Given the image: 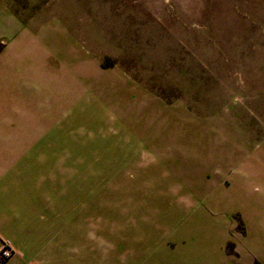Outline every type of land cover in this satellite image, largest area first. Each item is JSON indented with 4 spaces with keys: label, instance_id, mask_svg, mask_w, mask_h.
<instances>
[{
    "label": "rangeland",
    "instance_id": "1",
    "mask_svg": "<svg viewBox=\"0 0 264 264\" xmlns=\"http://www.w3.org/2000/svg\"><path fill=\"white\" fill-rule=\"evenodd\" d=\"M2 7L1 108L62 121L68 141L100 160L95 181L67 173L59 157L29 169L47 178L43 203L67 204L68 264H127L128 245L175 242L192 202L213 201L231 227L264 196V0ZM47 221L45 263L64 264V219L54 209ZM159 252L144 264L170 259Z\"/></svg>",
    "mask_w": 264,
    "mask_h": 264
},
{
    "label": "crops",
    "instance_id": "2",
    "mask_svg": "<svg viewBox=\"0 0 264 264\" xmlns=\"http://www.w3.org/2000/svg\"><path fill=\"white\" fill-rule=\"evenodd\" d=\"M4 11L0 8L1 13ZM36 114V110L19 105L12 109L0 106V250L4 242H9L13 256L6 264H46L42 230L55 209L60 219H64V264H68L67 204L43 203L47 178H37L29 169L35 164L34 158L38 164L40 158L59 157L67 173L71 170L78 180L95 181L100 178V160L95 158L94 152L86 155L85 147L78 142L68 141L69 129L62 121L46 123L44 116L37 118ZM20 149L28 151L21 156ZM212 202L204 207L190 203L189 211L184 210L176 222L177 238L173 243H163L156 250L139 253L127 244V264H133L134 259L144 264L146 257L158 256L159 251L173 258V261L164 259V264H264V196L238 211L244 235L236 231V223L231 227L225 224L221 211L213 212ZM187 214L189 227L184 224ZM213 223L218 225L213 226ZM228 244L234 246V255L226 251ZM174 253L176 258L171 256Z\"/></svg>",
    "mask_w": 264,
    "mask_h": 264
},
{
    "label": "built area",
    "instance_id": "3",
    "mask_svg": "<svg viewBox=\"0 0 264 264\" xmlns=\"http://www.w3.org/2000/svg\"><path fill=\"white\" fill-rule=\"evenodd\" d=\"M13 256V250L10 247L9 242H4L0 250V264H6V262Z\"/></svg>",
    "mask_w": 264,
    "mask_h": 264
},
{
    "label": "trees",
    "instance_id": "4",
    "mask_svg": "<svg viewBox=\"0 0 264 264\" xmlns=\"http://www.w3.org/2000/svg\"><path fill=\"white\" fill-rule=\"evenodd\" d=\"M234 221L236 223V231L242 235H244L245 231H244V227H243V223L240 220L239 216H234ZM234 246L232 244H228L226 247V251L228 252L229 255H234Z\"/></svg>",
    "mask_w": 264,
    "mask_h": 264
}]
</instances>
